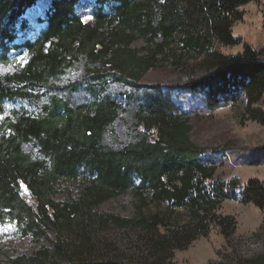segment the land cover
<instances>
[{
  "label": "trees",
  "instance_id": "trees-1",
  "mask_svg": "<svg viewBox=\"0 0 264 264\" xmlns=\"http://www.w3.org/2000/svg\"><path fill=\"white\" fill-rule=\"evenodd\" d=\"M79 1L58 0L52 4L43 39L25 47L31 55L28 64L13 76L0 78V112L5 98L31 99V87L49 85L71 60L84 55L128 84L165 66H190L197 71L191 85L210 86L216 91L228 79L246 80L247 109L243 116L264 123V112L259 108L264 106V48L246 45L237 55L221 52V48L241 45L242 39L233 36V28L244 19L242 9L261 0H121L115 17L98 13L94 24L75 16ZM36 2L0 0L4 61L9 54L6 43L13 42L10 29H15ZM137 36L145 40L147 45L142 50L148 52L139 56L138 50L130 49L125 55L122 49L128 47L121 43L130 44ZM93 77L100 79L102 75ZM59 106L53 99L51 109L46 107L41 117L24 114L7 120L0 133V216L4 213L12 217L20 231L41 237L53 230L58 238L53 250L41 251L35 258H18L11 264H60L65 258L70 264H86V256L92 254L91 230L107 222L118 227L143 226L150 248L143 264H169L176 251L186 250L200 237L208 236L212 226H217L224 237H231L229 230L237 223L215 212L217 202L239 200L264 212V182L260 180L250 179L243 186L214 182V169L196 163L189 168L181 165L178 178L171 161L174 151L198 153V149L181 147L188 143V128L156 103L151 101L148 107V127L156 131L155 137L118 151L101 144L104 131L115 120L114 112L100 106L94 115L67 109L58 116ZM6 130L11 132L9 137ZM30 142L43 158L25 152ZM164 148L168 149L167 156L163 155ZM80 166L95 175L86 197L69 204L56 203L52 198L54 184L61 178H74ZM133 170L157 190V199H168L176 206L186 204L190 221L160 233L163 222L159 213L140 211L135 220L95 215L93 207L126 190ZM22 189L31 194L36 208L23 199ZM66 231L75 236L74 243L68 245L63 240ZM237 264H264V254Z\"/></svg>",
  "mask_w": 264,
  "mask_h": 264
},
{
  "label": "rangeland",
  "instance_id": "rangeland-1",
  "mask_svg": "<svg viewBox=\"0 0 264 264\" xmlns=\"http://www.w3.org/2000/svg\"><path fill=\"white\" fill-rule=\"evenodd\" d=\"M55 1L58 0H37L20 18L15 29H10L13 42L6 43L9 54L5 61L0 45V78L11 77L28 64L31 55L25 47L43 39ZM120 3L121 0H81L76 4L74 14L84 23L94 24L98 13L115 17ZM242 11L243 21L233 28V36L241 38L242 43L221 48L225 55L240 54L246 45L253 49L264 48V0L245 6ZM103 31L107 32V29ZM131 43H121L128 47L122 49L125 55L130 49L138 50L139 56L148 52L142 50L147 43L141 37L137 36ZM107 70L102 63L77 55L49 85L31 87L28 90L31 99L3 100L0 133L7 120L13 121L16 116L24 114L41 117L44 109L50 108L52 100L57 99L60 105L58 116L64 115L67 109L72 113L82 111L83 114L94 115L100 106L114 112L115 120L104 131L101 144L118 151L138 145L144 138L150 140L155 137L156 131L148 127V107L152 101L188 128V143L181 147L198 149V153L174 151L171 161L174 171L178 170V178L182 175L181 165L189 168L196 163L206 169H214V182L242 186L250 179L264 182V123L251 116H243L247 109L243 88L246 80L228 79L226 85L216 91L210 86L191 85L193 78H197V71L190 66L178 69L165 66L146 73L134 84L118 80L113 72ZM99 73L102 75L100 79L93 77ZM259 108L264 112V106ZM10 135L11 132L6 130L5 136ZM24 150L36 158H43L33 142ZM163 153L167 156L168 149L164 148ZM94 180L95 175L87 167L80 166L74 178H61L54 184L52 198L56 203L80 201L86 197ZM167 180L164 176L165 184ZM156 192L151 183L143 182L141 175L133 170L126 190L93 207V213L123 220L137 219L140 211L159 213L163 222L160 233L190 221L186 204L176 206L168 199H157ZM22 197L28 205L36 208V202L26 189H22ZM216 208L218 215L231 217L237 223L235 228L231 226L234 231L232 228L229 230L231 237H224L217 226H212L208 236L200 237L186 250L176 251L169 264H237L240 260H252L264 254V212L233 199L217 202ZM62 238L68 245L75 241V236L69 231L64 232ZM148 239L143 226L118 227L111 222L94 225L90 235L92 254L86 256L85 262L143 264L150 255ZM57 241L53 230L37 237L31 232L20 231L9 215L3 213L0 216V264H11L18 258H35L41 251L53 250ZM60 264H70V260L65 258Z\"/></svg>",
  "mask_w": 264,
  "mask_h": 264
},
{
  "label": "bare ground",
  "instance_id": "bare-ground-1",
  "mask_svg": "<svg viewBox=\"0 0 264 264\" xmlns=\"http://www.w3.org/2000/svg\"><path fill=\"white\" fill-rule=\"evenodd\" d=\"M43 6L42 5H40V8H42ZM42 10L44 11V8H42ZM42 11V13L41 14H43L44 12ZM37 12L35 11L34 12V14H36Z\"/></svg>",
  "mask_w": 264,
  "mask_h": 264
}]
</instances>
